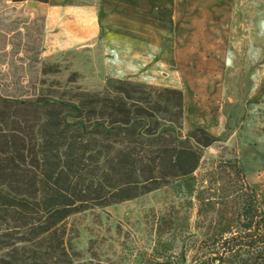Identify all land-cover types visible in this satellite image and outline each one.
<instances>
[{
	"label": "rangeland",
	"instance_id": "obj_1",
	"mask_svg": "<svg viewBox=\"0 0 264 264\" xmlns=\"http://www.w3.org/2000/svg\"><path fill=\"white\" fill-rule=\"evenodd\" d=\"M232 8L234 18L218 33L222 67L203 70L219 73L224 82L212 111H220L225 122L213 134L184 127L181 73L159 61L158 47L105 33L98 0H0L1 95L73 104L78 110L69 109L68 120H81L88 130L127 119L145 138L155 132L187 139L201 154L186 182L89 206L44 232L0 212V264H261L257 251L243 260L223 257L219 242L209 237L224 223L219 201L227 177L210 183L204 199L196 197L197 189L209 185L202 175L214 162L237 158L264 205V171L242 165L233 125L235 117L249 115L250 103H264V96L251 99L264 71V0H233ZM209 134L216 140L205 145Z\"/></svg>",
	"mask_w": 264,
	"mask_h": 264
},
{
	"label": "trees",
	"instance_id": "obj_2",
	"mask_svg": "<svg viewBox=\"0 0 264 264\" xmlns=\"http://www.w3.org/2000/svg\"><path fill=\"white\" fill-rule=\"evenodd\" d=\"M69 109L78 110L73 104L0 94V212L30 224L36 234L89 206L186 182L198 166L199 149L187 139L155 132H146L152 136L145 138L127 119L118 126L96 123L88 130L81 120H68ZM195 131L203 130L194 128L191 133ZM214 140L210 135L205 145ZM205 177L209 185L196 190L197 199L212 188L210 183L227 177L219 201L224 223L214 226L209 235L213 243L219 242L223 257L228 258L243 260L242 256L257 251L264 264V205L240 161L219 159L203 173ZM227 203L231 204L228 217L223 210Z\"/></svg>",
	"mask_w": 264,
	"mask_h": 264
},
{
	"label": "crops",
	"instance_id": "obj_3",
	"mask_svg": "<svg viewBox=\"0 0 264 264\" xmlns=\"http://www.w3.org/2000/svg\"><path fill=\"white\" fill-rule=\"evenodd\" d=\"M232 4L233 0H98V10L105 13L100 19L105 33L158 47L159 61L181 73L184 127L218 134L225 118L212 108L222 96L224 82L219 73L204 75L203 70L222 67L221 54L225 51L218 33L234 18ZM262 96L264 71L251 99ZM263 105L262 101L250 103L248 116L233 119L240 134L242 165H253L251 172L264 171V111H256L264 109Z\"/></svg>",
	"mask_w": 264,
	"mask_h": 264
}]
</instances>
